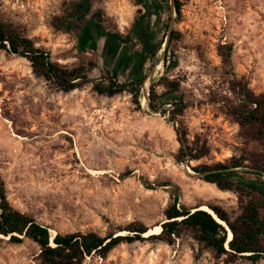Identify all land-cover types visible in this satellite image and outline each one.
<instances>
[{"label":"rangeland","instance_id":"1","mask_svg":"<svg viewBox=\"0 0 264 264\" xmlns=\"http://www.w3.org/2000/svg\"><path fill=\"white\" fill-rule=\"evenodd\" d=\"M72 1L0 0V18L61 68L88 69L96 63L92 80L115 72L126 81L147 48L139 70L147 77L141 105L127 92L100 95L91 82L64 92L34 72L27 59L0 52V173L12 206L48 227L52 236H124L132 223L154 229L166 220L173 187L188 208L219 204L236 217L237 196L205 182L192 167L264 154L230 113L239 102L236 83L255 95L264 93V0H146L148 8L141 0H95L92 13L102 11L103 27L111 34L99 39L95 51L80 50L77 35L53 26ZM149 27L155 36L146 46ZM127 36L132 37L128 46L117 42ZM225 47L232 48L229 64L222 57ZM173 80L189 102L176 122L169 119L170 105L166 113L148 107L152 86L161 94L162 83ZM177 127L188 132L190 143H207L210 154L178 163ZM237 170L251 182L260 181L264 192V175ZM197 250L184 230L172 246L154 240L123 243L106 258L93 255L83 264H252L245 258L216 259L209 250L197 258ZM39 254L32 240L14 244L0 237V264H42Z\"/></svg>","mask_w":264,"mask_h":264},{"label":"trees","instance_id":"2","mask_svg":"<svg viewBox=\"0 0 264 264\" xmlns=\"http://www.w3.org/2000/svg\"><path fill=\"white\" fill-rule=\"evenodd\" d=\"M95 0H74L64 8L63 15L56 18L53 26L58 31L75 34L78 37L79 48L82 51H95L101 37L110 36L103 27L102 11L92 13ZM141 4L148 8L146 0ZM176 12H180L181 4L176 1ZM147 16H143L145 20ZM155 34L146 31L147 45ZM131 36L117 40L128 46ZM172 40L169 41V44ZM146 48V47H145ZM222 53L225 63L231 62L232 48ZM18 55L27 59L36 73H41L50 81L55 82L64 92H71L91 82L93 89L100 95L115 96L124 92L132 95L134 104L141 105L140 95L146 80V75L139 70L148 59L149 51L144 49L139 54V64L131 76L123 82L118 80V73L110 72L98 80H92L89 73L97 65L91 62L89 68L83 66L71 70L61 68L53 63L49 54L36 46L34 41L24 35L18 28L0 18V52ZM165 92L159 94L152 86L148 97L150 110L167 112V105L172 108L169 119L178 121L189 107V102L181 94V84L175 80L162 83ZM235 90L239 102L231 108V115L240 125L244 135L261 147L264 151V93L253 94L246 85L236 83ZM181 148L176 155L178 163L197 161L207 157L210 149L207 143L199 144L188 139V132L181 127L176 128ZM196 138L198 136H195ZM249 158H231L225 163L215 165L201 164L192 167V170L201 176L207 183L214 184L220 191L232 192L237 196L240 213L234 217L219 204H207L216 217L229 228L232 238L229 240V231L221 222L217 221L209 212L196 208H188L180 203V189L173 187L170 191L171 202L164 211L166 220L161 223L162 231L159 234L145 238L149 231L143 224L132 223L124 228V236L108 234L105 237L95 232L57 233L52 236L48 227L40 224L30 215L16 209L8 200L5 181L0 173V237L8 238L11 243L21 244L25 239L32 240L40 247L39 260L42 264H83L88 257L97 255L106 258L115 248L123 243L142 242L146 240L159 241L170 246L182 237L184 230H189L192 238L198 244L196 257L204 251L213 252L216 259L227 256L230 261L245 258L252 264L264 260V192L260 190V181L251 182L239 176V168H250L255 176L264 175V154L262 156L250 154ZM245 161L250 165L246 166ZM263 183V182H261ZM168 187L171 184L159 185ZM154 189V188H152ZM227 244L229 250L227 249Z\"/></svg>","mask_w":264,"mask_h":264},{"label":"bare ground","instance_id":"3","mask_svg":"<svg viewBox=\"0 0 264 264\" xmlns=\"http://www.w3.org/2000/svg\"><path fill=\"white\" fill-rule=\"evenodd\" d=\"M143 100H144V99H143ZM144 101H145V100H144ZM143 104H144V103H143ZM200 209L212 213L211 210L208 209V208H200ZM219 222H221L222 224L224 223V222H222V221H220V220H219ZM160 232H161V228H160V227H156V228H154V229L149 230L144 236H145V237H149V236H151V235L159 234ZM229 238H232V237H231V234H230ZM230 240H231V239H230Z\"/></svg>","mask_w":264,"mask_h":264},{"label":"water","instance_id":"4","mask_svg":"<svg viewBox=\"0 0 264 264\" xmlns=\"http://www.w3.org/2000/svg\"><path fill=\"white\" fill-rule=\"evenodd\" d=\"M208 209H210V208H208ZM211 210V209H210ZM211 212L212 213H210L211 215H213V217L215 218V219H217V221H219V219L216 217V215L213 213V211L211 210ZM222 224V223H221ZM223 226H225L226 228H227V230L229 231V234H231V232H230V230H229V228L227 227V225L225 224V223H223ZM158 227H160L161 228V231H162V226L161 225H159ZM231 237H232V234H231ZM231 238H229V240H230ZM227 249L229 250V246H228V244H227Z\"/></svg>","mask_w":264,"mask_h":264}]
</instances>
